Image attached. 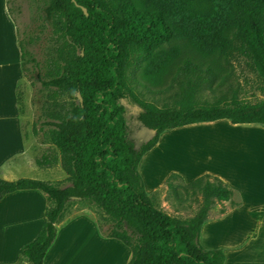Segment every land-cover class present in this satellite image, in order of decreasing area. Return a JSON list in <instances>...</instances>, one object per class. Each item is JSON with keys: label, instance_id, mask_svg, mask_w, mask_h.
<instances>
[{"label": "trees", "instance_id": "1", "mask_svg": "<svg viewBox=\"0 0 264 264\" xmlns=\"http://www.w3.org/2000/svg\"><path fill=\"white\" fill-rule=\"evenodd\" d=\"M42 1L39 27L43 31L50 26L62 44L54 57L38 61L31 50L36 39L19 35L5 0L15 26L21 74L77 103L46 124L51 127L47 141L60 157L67 186L0 179V200L16 191L37 190L47 203L41 233L19 251L14 264H43L72 201L88 202L110 223L103 231L96 219L102 238L118 240L130 250L127 264H223V252L205 250L198 239L208 211L215 201L229 198L230 188L216 177V188L207 181L203 207L192 219L179 220L156 207L138 166L169 130L219 120L264 127V99L251 103L231 92L230 97L198 104L196 91L211 87L219 76L190 60L177 67L166 88L178 87L171 105L139 99L129 78L164 44L189 37L197 50L213 48L226 63L233 56L247 59L264 93V0H167L168 9L140 7L135 0ZM222 24L233 29L230 36L219 31ZM122 100L137 107L135 119L151 132L150 138L139 144L132 139ZM35 163L53 164L47 158ZM208 178L206 174L192 183L201 185Z\"/></svg>", "mask_w": 264, "mask_h": 264}, {"label": "rangeland", "instance_id": "2", "mask_svg": "<svg viewBox=\"0 0 264 264\" xmlns=\"http://www.w3.org/2000/svg\"><path fill=\"white\" fill-rule=\"evenodd\" d=\"M135 1L138 6L144 8L161 6L168 9L169 6L167 0ZM9 2L8 7L11 9L19 35L21 37L28 35L36 39L31 50L37 60L44 61L54 57L62 43L53 38L50 26L46 25L43 31L39 27L43 1L9 0ZM219 28L225 36H230L233 32L226 24ZM186 60L198 63L202 67L209 66L219 76L211 87L203 86L196 91L194 96L198 104L211 103L224 94L230 97L231 92L239 99L251 103L264 99V93L260 90V80L247 59L233 56L229 63H226L213 48L208 47L204 52L197 50L189 37L174 38L159 48L152 59L144 63L129 78L130 87L139 99L145 102L157 106L171 105L178 87L169 90L166 88L177 67ZM21 76V81L16 87L15 103L19 118L18 121L9 120V126L17 125L22 128L34 161L47 158L53 164L44 167L27 166L21 173L3 175L7 179L29 178L58 183L61 187L67 186L60 157L47 141V133L51 127L46 124L63 116L77 101L64 93L44 90L36 80H28L22 74ZM121 104L126 109L131 137L135 143L139 144L150 138L151 132L135 119L137 107L125 100H122ZM228 124L227 121H217L208 125L195 124L164 132L160 135L157 145L140 161L138 172L147 194L156 207L179 220L192 219L203 207L205 198L203 188L207 181L216 188L217 182L211 173L227 178V185L232 193L228 199L214 202L202 226L198 243L205 250H221L225 257L223 264H264V211H260L252 199V194L258 193L256 191L260 186L259 180H246L241 172H236L240 171L241 165L236 166L230 159L235 146L244 139L254 142L259 149H263L264 133L259 135L246 132L248 129L245 130L244 127H249L248 125H236L238 128H231ZM252 126L264 129L260 125ZM206 174L210 178L203 180L201 185L192 183ZM259 182L264 183V180ZM25 202L30 203L26 219H32V224L36 220L40 222L42 219L38 214L40 201L32 199ZM227 207H232L231 212L225 215L219 226H211L212 220L222 217ZM74 212H83L98 219L103 231L110 225L104 220L103 215L86 201H72L64 218L71 217ZM13 219V216H6L2 218L1 225L6 226ZM78 222L81 225L69 228L71 244L64 258L66 264L128 263L130 250L120 241L105 238L99 240L92 226H86L83 219ZM4 255L6 252L3 246L0 257Z\"/></svg>", "mask_w": 264, "mask_h": 264}, {"label": "crops", "instance_id": "3", "mask_svg": "<svg viewBox=\"0 0 264 264\" xmlns=\"http://www.w3.org/2000/svg\"><path fill=\"white\" fill-rule=\"evenodd\" d=\"M21 78L15 26L7 14L5 0H0V179L6 181H15V179H7L3 174H7L5 176L11 175L12 172L18 174L21 173L22 169H26L27 166H37L34 157L28 149L27 139L22 128L17 125L9 126L8 122L11 119L18 121L19 118L18 112L15 109V103L16 87L19 85ZM219 121H227L231 128H238L228 120ZM208 124L211 123H204L203 125ZM242 125L249 126L244 127L245 130L248 129L246 132H253L259 135L264 133L263 128L252 126L258 124ZM240 130L242 131V129ZM230 159L235 162L236 166L241 165L240 171L236 172H241L246 180H264V148L259 149L257 144L244 139L235 146V150L232 152ZM211 174L227 185V178L215 173ZM259 181L258 184L260 186L256 191L258 193L252 194V199L255 200V204L258 205L259 210L264 211V193H260L264 192V183ZM32 199H38L40 201L38 214L42 217L44 212L43 207H45L46 202L43 194L37 190L16 191L0 200V225L2 218L6 216L14 217L13 221L11 222L10 220L6 226L5 224L0 226V252L3 246L4 252H6L4 257H0V264L16 263L19 251L33 242L42 231V219L40 222L36 220L32 224V219H26L25 216L30 204L26 203L25 200ZM230 208L232 207H227L222 217L217 220H212L211 226H219L220 222L225 218V215L231 212ZM80 219L86 221V226L93 227L99 240L103 239L98 232L94 217L83 212H74L71 217L66 219L63 217L57 224L56 238L47 251L43 259V264H66L64 258L66 253L69 252L71 244L68 236L69 228L81 225L78 222ZM81 223L84 224V222Z\"/></svg>", "mask_w": 264, "mask_h": 264}, {"label": "water", "instance_id": "4", "mask_svg": "<svg viewBox=\"0 0 264 264\" xmlns=\"http://www.w3.org/2000/svg\"><path fill=\"white\" fill-rule=\"evenodd\" d=\"M75 5L78 6L77 4H75ZM80 8H81V10L86 14V10H85V8H83V7H80ZM77 96H78L79 100L81 101L80 95L78 94Z\"/></svg>", "mask_w": 264, "mask_h": 264}]
</instances>
